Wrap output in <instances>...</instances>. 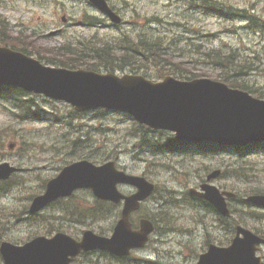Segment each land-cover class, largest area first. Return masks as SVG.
I'll list each match as a JSON object with an SVG mask.
<instances>
[{"label": "rangeland", "instance_id": "rangeland-1", "mask_svg": "<svg viewBox=\"0 0 264 264\" xmlns=\"http://www.w3.org/2000/svg\"><path fill=\"white\" fill-rule=\"evenodd\" d=\"M114 4L119 6L124 18L132 21L130 30L134 26H142L145 31L152 32L160 36L165 45L169 41H179L193 39L196 42L197 48L209 50L212 48H221L224 51L236 50L238 55L221 65L214 67L213 65L203 63L196 64L192 57H182L179 51L176 52V58L173 61L186 62V67L193 74L204 75L215 80H222L228 76L234 75L233 81L246 83L254 88L259 89L260 94L264 97V31L254 32L247 28V21L243 20H227L219 17L204 15L189 10L187 1L180 0H126L128 2V11H124V3L122 0H112ZM226 4L242 8H256L259 14L264 17V0H221ZM64 14L81 18L84 14L83 2L80 5L73 7L70 4L64 3L63 0H0V31L4 33L0 36L2 41L9 44H26L28 47L40 55L44 53L48 56L59 57L55 54V48L62 44L65 40H74L77 36H88L91 38L93 30L84 29L82 27L75 28L76 32H69L65 36L44 37L42 40L32 36V33L19 35V30L22 27L20 23L29 24L32 29H37L38 32L44 34L55 29L60 25L61 17ZM143 16V17H142ZM146 18L157 20L155 22H147ZM141 22V23H139ZM180 22V23H178ZM128 24V23H127ZM127 24H124L126 26ZM19 26V27H16ZM29 29L28 26L25 25ZM126 27H129L127 25ZM99 36H114L117 34L112 29H96ZM135 34V32H133ZM19 35V36H18ZM21 42H18V40ZM182 44V43H181ZM200 46V47H198ZM34 53V54H37ZM42 53V54H41ZM38 55V54H37ZM68 59V58H66ZM172 61V59L170 60ZM214 59L213 62H217ZM190 62V63H189ZM189 63V64H188ZM246 65L241 74L235 73L234 68ZM221 67H225L226 71H222ZM120 73H123L119 71ZM46 97L38 96L36 100L46 110L54 113L51 116V121H38V123H30L28 121L17 120L13 118V114L5 113L0 106V133L5 138L9 134L6 144L16 142L20 146V142H25L26 145L21 148L20 152L11 151L8 153V146L0 152V163L10 161L24 168L30 169L24 173L28 182V186L32 184V174L36 168L51 169V173H56L57 167L63 164L64 160L71 161L77 159L78 154L82 153L76 147V152L71 153L70 145L64 148V145L69 141L63 134L69 129L61 127V124L55 123L57 113L61 116H70L71 107L65 103L55 102L58 111L53 108V104L45 101ZM71 120L74 119L70 118ZM110 119V120H109ZM84 129L83 144L89 145L94 156H99L100 152L117 156L118 164L121 168L137 175H147L153 182L158 184L160 192L165 190H175L179 197H185L184 193L192 186H198L206 176L215 170V161L209 158H196L194 160L185 159H164L163 164H168V167H158L151 162L152 158L148 154H143L140 157L137 153L130 150L134 139L131 137L132 120L125 115L116 113L97 114L90 112L84 114L80 119ZM52 123V124H51ZM102 128V129H101ZM14 129V130H13ZM71 129V127H70ZM32 146L30 147V145ZM82 143L79 144V146ZM18 147H16L17 149ZM19 150V149H18ZM108 150V151H105ZM117 151L118 154H113ZM15 152V153H14ZM79 152V153H78ZM226 153V154H225ZM224 156V165L238 167L239 162L236 151L226 150ZM253 155V154H250ZM71 156V157H70ZM150 158L148 160L145 157ZM248 156V155H247ZM180 158V157H177ZM151 164V165H149ZM64 165V164H63ZM53 168H56L54 170ZM245 175L237 177L231 175L227 171L221 174V177L214 182L225 189L238 191L245 197L249 190L245 187L258 186L264 188V154L257 157H252L248 161V168L243 169ZM242 181V182H241ZM18 183L14 180L13 184ZM129 189V188H126ZM31 193V189L27 187L20 192V188L14 195H8L0 198V227L7 226L11 221H17L15 216H8L13 210L19 211L26 204L27 198ZM80 196H88L87 192L79 193ZM155 199V198H154ZM147 202L145 213L153 216L159 223L157 232L153 236V245L133 253L134 259L138 256H148L153 260H160V264H194L199 253L206 247L207 241L221 242L225 236L222 231L226 227L225 223H220L210 210L193 209L186 205L184 207L164 208L155 211L152 207L153 200ZM233 206H237L238 218L243 220L244 225L256 229L264 233V211H262V219L253 217L250 209L243 207L240 204L232 202ZM190 205V204H189ZM254 210V208H253ZM51 212V211H48ZM142 214V213H140ZM144 214V212H143ZM137 215V214H136ZM135 215L134 218H137ZM91 227V226H88ZM95 229L98 231L99 227ZM93 227V228H94ZM168 227V229H167ZM87 228V227H83ZM39 230L34 232L32 227L24 226L22 223H11L10 229H2V234L6 238L15 239L19 243L34 237L35 234H45V228L39 227ZM257 230V229H256ZM1 234V235H2ZM157 248V250L154 249ZM259 254L264 258V247L261 248ZM93 262H97L96 258L91 256ZM134 259L125 260L122 264H135ZM75 264H86L83 257H79ZM0 264L1 261H0Z\"/></svg>", "mask_w": 264, "mask_h": 264}, {"label": "water", "instance_id": "water-1", "mask_svg": "<svg viewBox=\"0 0 264 264\" xmlns=\"http://www.w3.org/2000/svg\"><path fill=\"white\" fill-rule=\"evenodd\" d=\"M92 1L115 18L105 0ZM0 82L45 92L53 98L72 102L79 110L100 106L123 109L142 123L176 131L177 137L183 140L243 145L264 139V101L211 79L183 82L168 77L163 82L153 83L140 76L119 78L84 70L53 69L0 48ZM16 170L8 163L1 164L0 179L9 178ZM122 181L137 185L139 193L130 197L119 193L116 184ZM84 186L92 187L101 198L115 202L126 200L123 218L112 238L86 231L81 242L64 233L52 239L38 237L23 246L4 242L1 251L6 264H70V257L81 250L99 248L124 255L131 248L145 244L153 230L152 223L144 220L140 231H134L129 214L138 209L139 200L147 197L154 186L143 178L117 172L113 163L95 167L82 161L66 167L49 182L46 193L35 198L30 210L36 212L57 197L70 195L77 187ZM202 187L206 194L191 192L206 197L228 215L225 199L218 189L209 185ZM249 200L264 205V195ZM240 233L245 238L238 236L230 248H213L211 255L204 256L200 264H260L254 252L255 244L261 241L243 229H239Z\"/></svg>", "mask_w": 264, "mask_h": 264}, {"label": "trees", "instance_id": "trees-1", "mask_svg": "<svg viewBox=\"0 0 264 264\" xmlns=\"http://www.w3.org/2000/svg\"><path fill=\"white\" fill-rule=\"evenodd\" d=\"M1 32V31H0ZM2 41V40H0ZM3 44L13 46L15 48H19L22 51L32 53L28 51V49L23 45L21 47V44L11 45L9 43L2 42ZM1 44V42H0ZM173 42L169 43L168 49L171 48ZM113 45V44H112ZM20 46V47H18ZM200 47V46H198ZM119 49L122 51V56L118 57L115 50ZM199 49V48H198ZM197 53H200L198 50ZM56 55H58L60 58L59 60H52V63L61 64L65 67L69 68H78V67H84L88 69L93 70H101L104 69L106 71H112L116 67L122 68L131 65L133 63H136V61L133 60L135 57L142 56L144 57L145 62H149L150 67L151 64H153L154 67H156L159 71L164 73V71H170V73L175 74L179 76L180 78H186V79H192L195 78V76H188L183 71H186L182 69L180 66H176V64L173 62V53H170L168 50L164 49V44L161 38L159 37H151V35L145 36V34L139 35L137 40L132 41H126L121 40V43H118L117 46H111L110 43L106 42L99 47L96 46V44L93 43H84V42H77L76 45H73L72 43H67L66 45H63L60 49H58L55 52ZM170 55L171 58H166L164 56ZM235 54L231 52L228 55L223 54V52L219 49H212L209 51L204 52V55L197 58L199 60H195L197 63H201V61L210 63L213 62L214 59H218V61L215 63L216 65H221L226 62H229L231 58H233ZM68 58V59H66ZM90 58V59H89ZM98 60L97 63H94L93 59ZM172 59V61H170ZM117 61H121V63H118ZM118 63V64H117ZM182 64V63H181ZM214 64V65H215ZM215 65V66H216ZM176 66V67H171ZM246 65L240 66V68H234L235 73H242L243 69L246 68ZM224 70H226L225 67H221ZM164 75V74H163ZM197 77V76H196ZM225 82H228L230 86L241 88L245 90H249L252 93H255L256 90H254L252 87H250L246 83H239L238 81H233L230 78V74L224 78ZM10 90L6 87L0 86V93L3 91ZM18 98H15L14 102L15 105L19 101V98H23L22 92H17ZM258 96H262V94H259ZM24 99V98H23ZM21 100V107H23L24 103L31 102L30 100L23 101ZM30 106L27 104L26 109L20 108L21 113L18 114L20 117H28L30 115ZM140 132L138 134V144L141 147H150L151 144L154 143L153 139H150L147 135V129L140 127ZM133 132V136H134ZM137 135V134H136ZM170 141L175 143V140L170 137ZM1 142V140H0ZM264 145V144H263ZM219 150L222 149L220 146ZM217 149V148H216ZM48 180V176H45L42 180V184H40L35 192L33 194L41 193L45 189V183ZM0 187L2 185L0 184ZM257 192H261L260 190H256ZM82 202L80 199H76L75 197L70 198L66 201L60 202V207H58L57 211L59 213L65 214L69 217V219L72 217L73 220H70L73 223H78L79 225L85 224L87 220L93 219V220H105L110 217L111 214L115 213L116 207L114 205L96 201L95 205L92 208H81ZM27 207H24L23 211L26 210ZM26 212V211H25ZM56 215V214H52ZM51 217V215H38V216H26V218H23L28 223H32V227L34 229V232L38 231V227L41 223H50V227L46 228L45 231L47 233H51L53 231V228L60 229L62 226L61 224L57 225L55 220L50 222L48 219ZM58 220H61V216L56 215L55 216ZM54 226H53V225ZM37 225V226H35ZM76 226L73 224H69L67 226V229L70 230L71 233H74L75 235L78 234V231L75 229ZM50 229V231H49Z\"/></svg>", "mask_w": 264, "mask_h": 264}]
</instances>
